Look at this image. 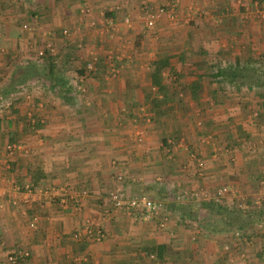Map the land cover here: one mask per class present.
<instances>
[{"label":"crops","instance_id":"1","mask_svg":"<svg viewBox=\"0 0 264 264\" xmlns=\"http://www.w3.org/2000/svg\"><path fill=\"white\" fill-rule=\"evenodd\" d=\"M169 1L0 0V103L6 104L0 111V264H5L4 251L15 245L29 251L27 264H112L114 258L117 261L113 264H138L136 256L144 247L166 245L164 235L156 237L148 231L158 218L153 224L140 222L133 228L129 217L111 211L107 197L114 189L148 194L160 187L192 192L214 191L228 184L236 188V195L228 193L229 201L237 203L243 193L245 203L264 205V191L255 192L257 179L264 180V84L237 83L232 89L227 84L222 94L224 83L203 78L197 100L187 99L185 103L198 109L197 118L190 123L185 119L181 128L170 119L175 113L180 115L179 108L159 117L156 107L152 108V101L159 98H150L154 91L151 63L156 57L167 60L175 74H182L186 87L203 67L216 60L239 58L241 62L261 63L264 21L259 11H264V0L262 5L251 0H177L183 21L179 28L185 29L180 36L175 32L177 24L164 18L155 22L154 32L141 30L138 20L144 5L158 8ZM255 3L261 8L256 9ZM193 7L207 11V17L199 20L189 14ZM127 16L132 20L130 29L123 24ZM91 22L96 24L94 31L89 27ZM21 24L37 29L25 32ZM173 25L176 28L172 32ZM65 30L68 37L63 35ZM194 36H199L197 45L190 50ZM38 41L43 47L52 46L49 54L58 62L54 73L72 86V77H80L73 69H84L91 61L90 53L95 54L97 68L86 74L78 98L72 90L65 102V96L52 91V87L41 86L34 79L24 80L21 85L16 80L21 70L19 61L22 66L31 62L26 60L38 50L34 45ZM79 45L83 46L81 51H77ZM107 53L113 57L109 62ZM250 112L253 116L248 115ZM28 116L38 119V132L32 134L28 129ZM200 117L203 126L196 128L192 120ZM253 117H258L255 127L248 124ZM178 129L182 146L187 149L162 148L161 137ZM243 139L249 143L240 146ZM254 142L255 147H251ZM9 145L19 146L20 150L9 155ZM189 154L202 161V169ZM256 160L263 172L257 169ZM122 169L127 175L122 182L116 181ZM197 171L202 173L197 175ZM127 179L133 183H126ZM25 187L32 189L31 195L16 191ZM51 192L75 198L80 208L75 209L73 200L61 207L60 196L47 202ZM26 198L29 205L23 202ZM166 206L171 214L172 209ZM33 211L39 221L31 228ZM94 214L101 217L98 220L105 216L102 224L106 237L101 243L79 244L73 235L81 229L82 219ZM168 225L173 228V224ZM247 229L249 241L242 245L240 256L231 254L224 264H264V225ZM220 245L214 243L215 250L208 244L201 245V249L206 246L202 252L214 254L209 264H218L215 254ZM126 249L133 251L128 258ZM223 253L220 251V255ZM207 257L204 254V259Z\"/></svg>","mask_w":264,"mask_h":264},{"label":"trees","instance_id":"2","mask_svg":"<svg viewBox=\"0 0 264 264\" xmlns=\"http://www.w3.org/2000/svg\"><path fill=\"white\" fill-rule=\"evenodd\" d=\"M251 1H257L258 3L259 2L262 3L261 2L262 0H251ZM82 47L83 46L79 45L78 47L79 50L77 51H81ZM50 52L51 51L49 49L45 50V53L43 55L44 57H42L43 59H46L48 62V68L46 67L48 71V76H47L48 78L46 79L45 74L43 75L41 70L38 69L39 70L38 75L41 76V78L38 77L39 81L42 82L45 80V82H47L52 87L51 89H55V91L59 94L62 93L63 96H65L64 98L65 102H68L67 97L70 96L72 90L76 95V89L74 88L75 85L72 86L69 84L67 80L60 78L59 76H56V74L54 73V68L56 66L55 64L58 62L57 61L55 62L56 57L50 55L49 54ZM180 59L183 60V58ZM250 63H256V62H254L253 60H242L241 62L239 58H236L234 60H225V59H221L218 61L216 60L214 63L209 64L208 67L205 68L203 67L202 73L200 75H196L194 81L189 84V87H186L183 84L184 76L182 74H175L173 66L167 60H164L163 58L160 57H156L152 60L151 63L153 65V71L150 74V82H151V87L153 88L154 91L151 93L150 98L153 95H156L159 99L152 101V108L156 107L159 117L165 116V113H167L168 111L170 112L179 108L178 114L180 115L178 116L177 113H175L176 115H173V117H171L170 119L172 123L177 124L178 127L181 128V124L185 122V119L188 120L191 119L192 117V115L187 113L188 110L183 107L185 106V103L188 101L187 99L193 101L197 100L202 90L203 78L207 81L209 80V81L224 83L225 85L220 87L221 88L220 91L222 92V94L225 93V91H227L225 87H227L228 85H230L228 87L232 89L237 83L239 86H241L244 85L245 83H249V81L250 82L253 81L256 85L264 84V70H262L263 71V73H261L262 76H255L254 75L255 72L247 71L246 65ZM95 68H97V66H95ZM258 69L259 68H257L256 70L260 71ZM262 69H264V66ZM88 71L89 70H87L86 67L84 69L78 67V69L75 71L76 72L75 74H78L80 77L78 78L73 77V81L76 80L75 82H77L79 78H83L85 80L86 74L87 73L91 74V72ZM166 72L167 73L169 72V76L167 78H164V73ZM23 73H20V76L22 78V80L20 81L21 82L20 85L24 80H27V78L29 77V75L27 74L25 75ZM33 74L34 73H30L31 77H29L28 79L34 77ZM17 80L19 82L20 79L17 78ZM247 90H245V92H247ZM148 95H150V93H148ZM214 99L215 97L212 98V100ZM33 118L37 121L35 126L32 128L28 120L26 122V125L31 132L36 133L38 132V128L40 124L37 118L35 117ZM180 142H181L180 129H178V131L172 135L161 137L162 148L169 151H172L174 147H177V144ZM169 190L166 191L164 187H160L154 189L153 192L151 193L150 192L148 194L142 193V195H145L150 199L161 202V204L165 207L166 201L170 197ZM238 202L239 201H237V203L233 202L232 208L230 207L227 208L223 202L222 204L215 203L213 201L211 203H200L198 209L196 208L194 211L192 210L193 212H190L192 214L195 213V215L197 214L196 219L194 220L195 221L194 223L196 224V228L202 229L203 227L201 225H203L204 229L211 230L210 228L212 227L214 228L215 224L217 223L216 225L220 227L216 228L215 231L213 230L214 232L212 233V235L213 236L226 235V237L227 235L229 236L228 237L229 239L227 238L225 243L227 245L226 250H224L225 258L222 260V262L218 261L219 264H224L223 262L227 260L229 255L231 254L239 255V253H241L242 251L241 247L244 243L242 244L241 243L242 241L239 238L237 237L234 238L235 232L236 233L240 232L241 234H243L242 232H244V229L247 230L248 226H257L258 224L261 225L262 227L264 225V205L262 206L259 204L256 205L255 203L252 207L250 203H246L245 204L246 208H241V205ZM238 204L240 207L239 209L237 208ZM176 206L177 205H170L169 207L172 210H174L175 209L174 207ZM191 207L188 206V209ZM183 217L186 216L184 215ZM189 217L190 215L188 216V218ZM211 218H216V219L218 218V219L216 222L207 224L208 221L211 220ZM157 221L158 222L160 221V217H158ZM158 222L155 224L157 225ZM238 235L239 233L236 234V236ZM77 242H79V244H84L87 242L90 243L85 239V237H81V239L78 240ZM82 246L83 245H81V247ZM229 247H234V249L230 250ZM151 249L148 247H144L139 252V254H137L136 261L138 264H143V262H147V263L154 262L155 260H163V261L168 260L166 245H160L157 248H155V250L153 251H151ZM151 257H155L154 260H151ZM27 260L28 258L26 259V261ZM24 262H25L24 260L22 261L21 259H19L17 264H24Z\"/></svg>","mask_w":264,"mask_h":264},{"label":"rangeland","instance_id":"3","mask_svg":"<svg viewBox=\"0 0 264 264\" xmlns=\"http://www.w3.org/2000/svg\"><path fill=\"white\" fill-rule=\"evenodd\" d=\"M146 5V4H145ZM144 5V6H145ZM260 5H262V3H260ZM143 6V5H142ZM153 7V6H152ZM155 7V6H154ZM153 7V8H154ZM261 8V7H260ZM260 8H256V9H260ZM255 9V10H256ZM261 10H264V8L263 9H261ZM207 12V11H206ZM258 13V12H257ZM142 14H144V12H142ZM142 14L140 15L141 17H140V20H138V23H141V24H139L140 25V28H141V30H143V29H145V33L146 34H148L149 32H154V30H155V25H156V23L153 25V26H151V27H149V26H147L146 25V21H145V18H146V16H145V14L142 16ZM258 15V14H257ZM179 16H181V15H179ZM143 19H144V22H145V25L143 24ZM165 19V18H164ZM203 19V18H202ZM199 20H201V19H199ZM160 21V20H159ZM262 21H264V20H262ZM168 23H170V21L168 20ZM172 23V22H171ZM183 23V21L180 19V18H178L177 19V21H176V23H172V24H177V26H178V30H172V29H174V28H176V27H174V25H173V27H171V31L173 32V31H175L176 32V34H178L179 36L181 35V32H183L184 30L183 29H181V28H179L180 27V24H182ZM133 24H134V21H133ZM22 26H21V29L23 30V31H25V32H34V30H36L37 29V26H31V28H32V30L31 31H27V30H25V29H23V26L24 25H26V24H21ZM132 23H131V27L130 28H132ZM196 27V26H195ZM130 28H128V29H130ZM149 28H152V29H149ZM94 31V30H93ZM132 32V31H131ZM196 32H197V34L200 32V30H196ZM40 36H41V34H40ZM199 36H194V44H190V46H188L189 48H190V50H192L194 47L196 48V45H197V41H196V39L198 38ZM34 45H36V47L38 48V50L37 51H33V55L28 59V60H26V62H30L28 65H26V66H22V65H20L22 62L21 61H19V64L17 65L19 68H21V70H19V72L20 73H23V74H27V75H29V77H31L30 76V73H34L33 75H34V77H32L31 79H34V82H36V83H38L39 85H41V86H45V87H49L48 89H50L51 88V86L47 83V82H45V80L44 81H39V78L38 77H40L41 78V76H39L38 75V71L39 70H41V72H42V74L44 75L45 74V77H46V79L48 78L47 76V73L45 72V70H47L46 69V67L48 68V62H47V60L46 59H43L42 57H44V56H40V55H38V53H39V51L40 50H47V49H45V46L43 47V42L42 41H38V42H35L34 43ZM36 47H34V50H35V48ZM41 47H42V49H41ZM51 49H52V46H51ZM110 51H113V53H115L114 52V49H109ZM112 52H111V54H113ZM108 55H110V53H107ZM107 55V56H108ZM262 62L260 63V64H258L257 65V63L255 64V63H250V64H248V65H246V68H247V71L248 72H255L254 73V75L255 76H262L261 75V73H263V71L262 70H264V69H262L263 68V66H264V57L262 58V60H261ZM109 62V61H108ZM113 64V63H112ZM111 64V65H112ZM257 68H259V70L260 71H257L256 69ZM39 69V70H38ZM43 69H45L44 71H43ZM37 70V71H36ZM77 69H73V71H76ZM45 72V73H44ZM19 73V74H20ZM29 73V74H28ZM24 75V76H25ZM36 75V76H35ZM28 77V78H29ZM36 77V78H35ZM71 77V76H70ZM168 76H166V75H164V78H167ZM27 78V79H28ZM73 78V77H72ZM71 78V79H72ZM18 79H20L19 81H21L22 80V78H21V76L20 77H18ZM252 79H253V77H252ZM17 80V79H16ZM18 81V80H17ZM68 81V80H67ZM73 81V80H72ZM76 81V80H75ZM74 81V83H75V86H80V84H79V82H75ZM70 82V81H69ZM253 81H249V83L248 84H250V85H252L253 84V86H256V84L253 82ZM82 84V83H81ZM258 84V83H257ZM82 86V85H81ZM83 87V86H82ZM47 88H45V91L47 92V93H49V91H48V89ZM20 90H22V88H19ZM75 89H76V87H75ZM52 90V89H51ZM50 90V91H51ZM253 91H255V92H258L257 90H253ZM52 92V91H51ZM153 92V91H152ZM262 92H264V91H262ZM77 94L78 93H76V95H74V98H78L77 97ZM4 105H6L5 103H0V111H3L4 110ZM183 108H185V109H187L188 110V112L187 113H189V114H191L192 115V117H191V119H193V118H197V112H196V110L198 111V109H196L195 108V110H194V106L192 105H186V106H184ZM2 114H4V113H2ZM252 113L250 112L248 115H251ZM5 115V114H4ZM252 116H253V114H252ZM195 118V119H196ZM191 119H188V123H190V121H191ZM255 119H258V117H253V121L252 122H248V124H253V127H255V123L256 124H259V122H257V120H256V122H254V120ZM193 121H195V123L193 122ZM248 121H249V119H248ZM251 121V120H250ZM192 122L194 123V124H197L196 125V128H197V126L199 127V126H203V119H201V117H200V120H192ZM134 123H138V122H134ZM193 124V125H194ZM192 128H193V126H192ZM32 133V132H31ZM30 133V134H31ZM33 134V133H32ZM241 142V144H240V146H242L244 143H246V144H248L247 143V141H244V139H243V141H240ZM255 145H256V143L254 142V143H251V147H255ZM264 148V147H263ZM257 149V148H256ZM255 149V151L254 152H258L257 150ZM230 158V157H229ZM257 159V158H256ZM229 160H231V159H229ZM257 161V160H256ZM202 162V161H201ZM203 164V163H202ZM233 163L231 162V165H232ZM256 164L258 165V167L259 168H257V169H261V171L263 172V170H262V164L261 163H259L258 161L256 162ZM229 166V165H228ZM199 168V167H198ZM199 169H202V167L201 168H199ZM198 172V171H197ZM199 173H202V171H199L198 173H197V175H199ZM119 174H120V176H123L124 177V175L126 174L127 175V170H125V169H122V170H120L119 171ZM119 174H118V176H119ZM122 174V175H121ZM123 179V178H122ZM119 180V181H123V180ZM116 181H117V178H116ZM257 183L255 184L256 186L255 187H257L256 189H255V192H258V191H264L263 189H264V180H262V179H257ZM125 182L127 183H133V181H129L128 179L127 180H125ZM228 185V184H227ZM227 185L226 184H224V185H221V186H219L218 188H216L214 191L213 190H208V191H202V190H198V189H195L196 191H192V192H190V190L188 191H186L185 192V190L184 191H181V190H177V189H175V188H172V189H174V190H171V188H170V190H169V192H170V197H169V199L166 201V202H168V204H170V205H177L176 207H174L175 209L174 210H170V212H171V214H168L169 212H166V210L163 212L162 211V213H161V216H164V215H167L168 217H169V221H168V224L170 223V224H173V228L171 227L170 228V225H167L166 226V228H164V229H160L159 227H158V225H156V224H154V226L152 225L151 226V230H149L148 229V231L150 232V233H153V234H155L156 235V237H162L163 235L167 238V239H163L165 242H166V246H167V255H168V260H166V261H163V260H155L154 262H149V263H147V264H209V261H211V260H213V259H210V258H212L213 257V255L214 254H212V251H211V253H207V252H202V250L203 249H206V246H203V248L201 249V245H209V246H211V247H213L212 245L215 243V244H217V246L219 247V243L221 244L220 246H222V248L220 247V248H217V250H216V254H215V256L217 257L216 258V260L217 261H219L220 259H224L225 258V256H224V253L223 254H221L220 255V251H222L223 250V252H224V250H226L225 248H224V244H225V242H226V240H227V238L229 237L228 235H227V237H223L222 235L221 236H217V235H215V236H213L212 235V233L216 230V228H218V227H220V226H218V225H216L215 224V227L213 228H210L211 230H206V229H204V226L203 225H201L203 228L201 229V228H196V224L194 223L195 221V219H196V216H197V214L195 215V213L194 214H192V213H190V212H193L196 208L198 209L199 207V204L200 203H211L214 199H215V197H216V193L218 192V190H220V188H223V189H225L226 190V193H229V194H235L236 195V188L235 187H227ZM117 188V187H116ZM165 190L166 191H168L166 188H165ZM197 190L199 191V196L196 194L197 193ZM178 191V192H177ZM111 192V191H110ZM109 192V193H110ZM202 192H204V193H202ZM109 193H108V195H109ZM202 193V194H201ZM127 195H129V196H133V195H136V194H129V193H126ZM191 194H193V195H195V196H192ZM229 195H226V198H224L223 200H222V202L225 204V206L227 207V208H232V205H233V202L232 201H229V199L227 198ZM239 198H241V199H239L238 201V203L241 205V208L242 207H244V206H246L245 204V199H243V193H241V197H239ZM107 199H108V197H107ZM236 203V202H235ZM242 203H244L243 204V206H242ZM239 204L237 205V208L239 209L240 207H239ZM257 204H259V202L258 203H256V205ZM188 206L189 207H191V208H189L188 209ZM184 207V208H183ZM248 207V206H247ZM253 207V206H252ZM111 209V208H110ZM193 210V211H192ZM111 211L113 212V210L111 209ZM113 214V213H112ZM96 214H94V216H87V217H84L83 219H82V221H83V223H85L87 220L88 221H90V222H101V220H98V218H101V217H98V215H96ZM110 215V214H109ZM186 216V217H183V216ZM190 215V217L188 218V216ZM122 216H126V217H129L130 218V221H129V225L131 226V227H133V228H135V225L136 226H139V223L140 222H138V221H135V220H133V218L132 217H130V216H127V215H124V214H122ZM158 217H160V216H158ZM156 219V218H155ZM218 219V218H217ZM217 219L216 218H211V220H209L208 221V223L207 224H209V223H213V222H216L217 221ZM154 220H151V221H148V222H151L152 224L154 223L153 222ZM142 222V221H141ZM142 223H145V222H142ZM103 225V224H102ZM129 226V227H130ZM129 227H128V229H129ZM248 227H250V226H248ZM247 227V228H248ZM104 228V227H103ZM125 230V229H124ZM214 230V231H213ZM247 230H250V229H247ZM129 232L132 234L134 231H132V230H129ZM129 232H126V231H123V233H125V235H128L129 234ZM165 232V233H164ZM205 233H206V236H205ZM239 233V235L238 236H236V234H238ZM238 233H234V238L235 237H237V238H239L242 242V244L244 243V242H247L248 240H247V237H248V235H247V233H246V229H244V232H242L243 234H241L240 232H238ZM116 234V233H115ZM114 234V235H115ZM134 234V233H133ZM120 234H118V236H119ZM125 235H124V237H125ZM250 236V235H249ZM105 237H106V235H105ZM221 239H220V238ZM123 238V237H122ZM226 238V239H225ZM123 239H125V238H123ZM131 239L133 240V238L131 237ZM229 239V238H228ZM122 240V239H121ZM129 240V239H128ZM132 240H130V241H132ZM120 241V240H119ZM101 243V242H100ZM168 243V244H167ZM154 245H155V242L153 243ZM224 245V246H223ZM119 245H118V239H117V241L115 240V247L117 248ZM155 246H151V251H153V250H155V248H154ZM214 248V247H213ZM17 249V250H16ZM23 248L22 247H20V246H17V245H15L13 248H11V249H7V250H5L4 251V258H5V264H11L9 261H8V258H9V256H11L12 255V253H14V252H17V251H19V250H22ZM117 250H118V248H117ZM130 249H126V255L128 254V256L126 257V258H128L129 257V255H130V253H133V251H129ZM214 250H215V248H214ZM120 251H122V249H120ZM204 254H207L209 257H207L206 259H204ZM125 255V254H124ZM121 258H122V256L123 255H119ZM220 256H222V257H220ZM154 258L155 257H151V260H154ZM117 260L114 258L113 260H112V264L114 263V262H116ZM135 261V260H134ZM225 262V261H224ZM223 262V263H224ZM136 263H137V261H136ZM24 264H27V262L25 261L24 262ZM131 264H133V262L131 263ZM219 264V263H218ZM227 264V263H226ZM230 264V263H229ZM231 264H238V262L237 263H234V262H232ZM241 264H244L243 262L241 263Z\"/></svg>","mask_w":264,"mask_h":264},{"label":"built area","instance_id":"4","mask_svg":"<svg viewBox=\"0 0 264 264\" xmlns=\"http://www.w3.org/2000/svg\"><path fill=\"white\" fill-rule=\"evenodd\" d=\"M256 7L257 4L255 3ZM145 14H148L146 18V25L151 27L155 24V22L157 20H160L162 18H165L166 20H169L170 22H174L176 23L177 19L180 18L179 16V12H178V1L177 0H170L169 4H167L166 6H161L158 8H153L150 6H145L144 8H142ZM84 14H87L86 11H83ZM188 13L191 15H194V17L198 18V19H202L207 17V12L203 11V10H199L195 7L191 8L190 10H188ZM188 14V15H189ZM259 15L260 18L264 20V11L260 12L259 11ZM186 18V17H185ZM131 17L127 16L124 18L123 20V24L126 28H130L131 27ZM89 27H91V29L95 30L96 29V24L95 22H91L89 23ZM23 29L30 31L32 30L31 26L26 24L23 26ZM63 35L68 37L69 36V32L68 31H63ZM45 49H51V45L50 44H46L45 45ZM45 53V50H40L38 55L43 56ZM90 56H92L91 61L89 63L86 64V69L89 71H93L94 70V63L97 60V57L95 56L94 53H90ZM113 57L111 55L108 56V61H110ZM83 78H79L77 80V82H79L80 86H75L76 87V93H81L83 92V87L81 86L83 83ZM28 121L30 122V126L33 128L36 124V120L34 118H32L31 116H28ZM178 146H182V143H178ZM184 149H187L186 146H182ZM7 150L9 155H12L14 152L20 150L19 146H15V145H9L7 146ZM190 159L192 161H196L197 165L199 168L202 167V163L199 162L196 157L193 154H189ZM122 175V174H121ZM123 178V176H117V180H121ZM17 192L23 193V194H27V195H31L32 193V189L30 187H25L23 190H21L20 188L16 189ZM64 192H61L60 195H57L56 192H51L49 194H47L48 199L47 202H51L52 200H54L56 197H61L62 199L60 200L61 203V207H65L68 202V200H73L74 203L76 204V199L75 198H66V195H63ZM82 194L86 195V192H82ZM192 196H195L193 194H191ZM226 195H228V193H226V190L223 188H220V190H218V192L216 193V197L213 200V202L215 203H219L222 204V200L224 198H226ZM66 198V199H65ZM24 204L25 205H29L28 199H24ZM43 202V201H42ZM108 206L115 212H119L121 214L130 216L133 218V220L138 221V222H148L151 220H154L155 218H158V216H160V221L158 222V227L160 229H164L166 228V226L168 225V221H169V217L167 215L161 216L162 211L164 212L166 210V208L161 204V202L150 199L148 197H146L145 195L142 194H136L133 196H129L126 194L125 191H122V189H114L112 190L109 195H108ZM243 206V204H242ZM80 208V204H76L75 205V209L78 210ZM242 208H246V206L242 207ZM34 214H32L30 217V222L29 225L31 228L36 227L38 221H39V217L36 214L35 211H33ZM105 215H109V213H105ZM105 216L101 219V222H90V221H86L85 223L82 224L81 229H79L77 232L74 233L73 238L75 240H80L81 237H85V239L89 242L92 243H100L105 239V232L103 229V225L102 222L104 221ZM30 254L29 251L27 250H19L17 252L12 253L11 256H9L8 261L11 264H17L19 259H21L22 261H26L27 258H29Z\"/></svg>","mask_w":264,"mask_h":264}]
</instances>
